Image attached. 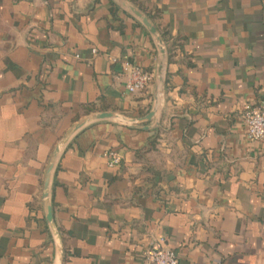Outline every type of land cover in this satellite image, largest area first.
Instances as JSON below:
<instances>
[{"label": "crops", "instance_id": "1", "mask_svg": "<svg viewBox=\"0 0 264 264\" xmlns=\"http://www.w3.org/2000/svg\"><path fill=\"white\" fill-rule=\"evenodd\" d=\"M127 1L167 50L158 125L96 120L69 140L59 243L42 199L55 148L92 113L148 114L154 78L132 94L116 76L154 77L157 51L111 0H0V264H146L164 246L180 264H264V142L243 122L264 108V0Z\"/></svg>", "mask_w": 264, "mask_h": 264}, {"label": "water", "instance_id": "2", "mask_svg": "<svg viewBox=\"0 0 264 264\" xmlns=\"http://www.w3.org/2000/svg\"><path fill=\"white\" fill-rule=\"evenodd\" d=\"M114 4H116L119 8L130 14L133 18H135L150 34L153 43L155 45L157 51V63L154 73V99L153 106L150 112L145 116L138 118H129L118 115L114 112H100V113H92L85 117L84 119L78 121L71 130L66 134V136L60 141L58 146L55 148L54 154L51 158L49 166L46 171V176L44 179V186L42 192L43 206H44V214L48 225L53 230L54 236L59 240V235L57 230L55 229L53 223V214L52 207L50 204L51 200V180L53 171L55 169V165L58 159L61 150L64 146L69 142V140L83 127H85L88 123L96 120H110V119H118L123 121L125 124H129L130 126H134L142 129H152L158 125V114L161 108V100L162 94L165 84V73L168 62V54L165 47V44L162 40L160 33L158 32L156 26L153 22L148 18L146 14H144L139 8L129 3L127 0H111ZM150 121H153L152 125L147 124ZM146 123V124H144Z\"/></svg>", "mask_w": 264, "mask_h": 264}, {"label": "built area", "instance_id": "3", "mask_svg": "<svg viewBox=\"0 0 264 264\" xmlns=\"http://www.w3.org/2000/svg\"><path fill=\"white\" fill-rule=\"evenodd\" d=\"M96 52L95 49L92 50ZM78 56V55H76ZM115 61V59H113ZM153 80V73L136 64L125 62L116 81L129 93L135 94L146 90ZM246 136L251 141L264 142V108L246 106L243 112ZM108 166L120 164L121 159L116 152L107 154ZM146 264H180L177 252L170 247H154L146 252Z\"/></svg>", "mask_w": 264, "mask_h": 264}]
</instances>
